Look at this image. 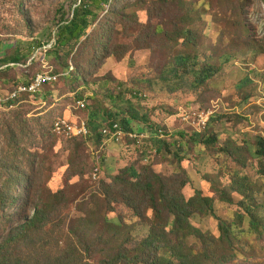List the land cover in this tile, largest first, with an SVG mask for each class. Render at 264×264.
<instances>
[{"label":"rangeland","instance_id":"1","mask_svg":"<svg viewBox=\"0 0 264 264\" xmlns=\"http://www.w3.org/2000/svg\"><path fill=\"white\" fill-rule=\"evenodd\" d=\"M80 2L0 0V57L9 59L0 67L1 92L41 72L57 76L36 95L0 108V182L14 179L5 171L14 167L2 160L10 127L23 125L14 165L26 174L23 184H33L8 214L22 222L64 188L100 192L132 166L180 173L189 181L186 199L199 191L214 201V216L195 214L192 224L210 238L220 236V222L230 227L232 244L217 248L229 255L223 264H264V159L257 145L264 137V0H111L103 8L88 0L97 17L87 34L74 47L54 46L59 23ZM195 112L209 115L205 128ZM124 118L134 119L126 131L139 139L117 142L99 133ZM56 120L85 121L91 133L58 136ZM251 214L260 231L251 229ZM151 217L120 204L107 218L141 240ZM186 242L194 254L215 248L194 237Z\"/></svg>","mask_w":264,"mask_h":264},{"label":"trees","instance_id":"2","mask_svg":"<svg viewBox=\"0 0 264 264\" xmlns=\"http://www.w3.org/2000/svg\"><path fill=\"white\" fill-rule=\"evenodd\" d=\"M87 1L81 0V4L71 9V18L63 19V23H59L54 46L74 47V42L87 34V29L92 24L91 17H97L89 9ZM92 1L100 8L111 3V0ZM11 59L17 62L21 56L16 54ZM7 62L9 59L0 57V67L2 63ZM207 75L208 73L205 77ZM24 95L34 96L22 93L14 102L18 103ZM132 121L133 118L112 120L105 126L119 122L125 130H131ZM10 128L13 134L7 146L9 150L2 161L14 167L5 171H9L11 176L14 171L15 175L12 181L0 182V264L228 262L229 255H219L217 248L220 244H232L230 227L226 222H220V236L210 238L192 224L191 217L195 214L214 216V201L199 191L186 199L182 189L189 181L180 173L166 177L147 167L137 172L135 166H132L113 178L111 183L105 182L102 191L94 194H83L85 189L77 194L75 189L68 188L49 193L40 203L35 204L32 216L17 223L16 218L8 212L17 211L21 193H28L33 184L30 180L23 184L20 179L26 174L14 165L21 150L24 126ZM99 133L101 134V130ZM257 145L258 154L264 159V137H259ZM74 171L71 176L79 175ZM120 204L141 219L147 217L148 211L152 212L148 222L150 230L146 238H134L129 225L121 220L114 223L107 218ZM261 225L262 222L251 214V229L260 231ZM190 237L200 240L203 244L213 243L215 248L211 252L206 250L194 254L186 242Z\"/></svg>","mask_w":264,"mask_h":264},{"label":"built area","instance_id":"3","mask_svg":"<svg viewBox=\"0 0 264 264\" xmlns=\"http://www.w3.org/2000/svg\"><path fill=\"white\" fill-rule=\"evenodd\" d=\"M56 80L57 76L53 73L41 72L38 73L29 83L19 84L7 94H3L0 89V108H11L16 104L14 101L19 97L20 94L30 93L34 95L40 91L42 85ZM78 103L80 104L81 108L85 107L83 101H79ZM194 116L195 120L197 121V126L200 128H205L209 120V115L195 112ZM184 119L186 120L187 118ZM52 131L58 136H64L71 139L86 138L91 133L90 128L85 121H83L82 124L78 126H72L64 120H56L52 125ZM160 132L163 133V130ZM101 134L106 138L115 140L117 142H121L127 137L135 140L141 137L138 133L127 132L119 122H115L111 126H104L101 129ZM162 137H164V134ZM94 178H97V174H94Z\"/></svg>","mask_w":264,"mask_h":264}]
</instances>
